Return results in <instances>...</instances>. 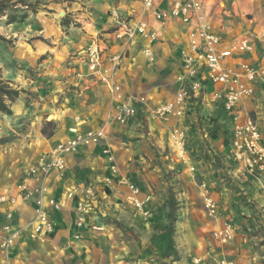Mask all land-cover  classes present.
<instances>
[{
	"label": "rangeland",
	"instance_id": "1",
	"mask_svg": "<svg viewBox=\"0 0 264 264\" xmlns=\"http://www.w3.org/2000/svg\"><path fill=\"white\" fill-rule=\"evenodd\" d=\"M29 1H38L39 12L30 13L24 21L10 24L7 16L0 15V77L19 91L12 114L0 113V139L6 141L0 143V196L12 195L16 187L27 182L28 170L36 162L33 158L48 154L43 152L46 139L58 131L72 135L69 127L80 125L74 107L90 96V90L81 88L79 82L98 80L89 71L79 72L76 61L86 57V50L95 42L106 48L104 37L112 35L120 22L137 21L143 0ZM201 1L206 21L213 28L211 4ZM213 1L219 5L223 0ZM235 1L239 0H228L230 6H221L223 12L231 11L229 20L239 17L240 12L248 23L254 20L252 28L264 29V0H252L250 5L241 0L236 6L238 13L232 6ZM177 21L161 30L163 35L159 34L155 50L150 48V57L146 48L138 47L144 39L122 43L131 46L135 65L126 80L131 93L125 92L127 96L159 95L165 103L182 88L179 71L188 28ZM249 32V37L258 36L253 30ZM216 33L228 41V47L246 35L235 36L227 30ZM254 53L258 59L251 60ZM231 58L250 59L246 64L264 69L260 44L252 53ZM110 65L106 61L105 66ZM211 91L214 96L220 89ZM205 104L199 100L194 123L186 117L164 121L153 114L151 121L140 114L126 125L114 123L116 132L109 133V128L101 143L106 147L93 163L105 178L97 192L101 212L96 209L86 224L79 226L76 202V209H67L68 221L43 240L30 237L32 222L19 227L22 233L16 246H23L22 257H33L30 264H234L220 257H244L241 264H264V161L251 164L237 145L240 140L235 132L237 124L252 122L264 153V84L230 113L217 103L214 112L209 111ZM186 124L192 127L186 129ZM176 128L185 131L184 156L171 146ZM66 173L53 171L43 180L44 187L54 174L62 177ZM132 183L139 186L142 199L148 198V218L129 199ZM30 184L37 188V183ZM68 198L76 199L77 195L68 194ZM207 199L215 205V212ZM19 201L0 204V228L11 223L18 227L14 212ZM7 205L9 210H4ZM52 209L60 210L61 205ZM227 227L231 236L223 241L218 233ZM12 255L13 249L7 253L0 246L1 259Z\"/></svg>",
	"mask_w": 264,
	"mask_h": 264
},
{
	"label": "built area",
	"instance_id": "2",
	"mask_svg": "<svg viewBox=\"0 0 264 264\" xmlns=\"http://www.w3.org/2000/svg\"><path fill=\"white\" fill-rule=\"evenodd\" d=\"M157 0H143L144 7L150 11L159 24L165 26L171 20H180L188 28V45L183 53V69L180 81L182 88L168 102L154 107L151 112L154 117L168 121L170 119L185 118L190 107L198 104L203 98L207 84L220 87V91L214 95L215 102L222 111L230 113L247 98L254 97L257 86L264 84V69H258L250 64H241L238 68L227 66L226 62L234 55L248 54L256 50L260 44L264 53V33L256 37H243L238 39L227 49L222 48V38L217 34L211 24L206 21L203 13L204 6L201 0H172L170 9L157 10ZM113 38L124 44H129L138 38L144 39L149 44L159 39L158 31L150 27L146 21L120 22L112 34ZM108 47L102 48L99 43L92 44L86 50V62L90 76L95 77L110 93L113 103V113L97 129L83 131L77 123L70 131L72 137L59 143L48 154L38 158L28 170L27 182L18 187L17 194L0 196V204H15L18 200L24 203L34 202L35 215L29 228L30 237L35 240H43L55 232V223L50 216L49 208H59L60 204L50 198L43 185L53 171L59 175L67 172L68 158L77 154L81 148L99 145L107 138L108 130L112 124L126 125L137 119L149 106L146 96H127L125 88L117 82V72L120 69L123 54L107 55ZM150 48L145 49V54L151 56ZM106 61L111 62L105 66ZM235 132L240 140L237 145L249 156L252 164L262 163L264 153L260 144V134L256 125L252 122L237 124ZM171 146L181 156H184L186 148L185 131L176 128L171 134ZM37 183V188L30 182ZM129 199L136 210L145 218L150 216L147 207L148 198L140 197L141 190L138 185H129ZM74 193H70L72 197ZM208 207L215 212V205L207 199ZM97 189L93 184H88L82 190L78 199L79 226L86 224V220L98 209ZM93 228H98L93 225ZM102 229V228H99ZM22 233V229L11 224L0 228V246L9 253L13 249ZM218 236L223 241L230 239L229 227L220 231ZM6 264H10V257H5Z\"/></svg>",
	"mask_w": 264,
	"mask_h": 264
},
{
	"label": "crops",
	"instance_id": "3",
	"mask_svg": "<svg viewBox=\"0 0 264 264\" xmlns=\"http://www.w3.org/2000/svg\"><path fill=\"white\" fill-rule=\"evenodd\" d=\"M241 0H239L238 2L235 1L234 3H232V6L234 8V12L238 13L237 11V7H239V5H241L240 3ZM208 4H211L210 7L208 8L210 11V13L212 14V20H214L213 23V28L214 30L217 32H223L226 31L227 32H232L234 34L232 35H241L246 34L245 37H247V34L250 30H253L254 33L256 34H261L264 32V29H259L257 28H252V20H250L251 22H247L245 20V16L241 15L242 13H238L239 17L233 16L232 20H229V16L231 15V11L230 12H223V9L221 6H230L228 3V0H223L219 3V5L216 4V1L213 0H209ZM247 5L252 4V0H246ZM142 3V9L140 11V15L137 17V21H146L149 23L150 27L153 28L154 30L158 31V33L162 36L163 33L162 31H165V29L167 30V28H165V26L170 27L172 26L175 22H179L177 20H171L169 21L164 27L160 26L158 23H156L152 13L150 12H146L145 11V7H144V3L143 1ZM171 3L172 1L170 0H157L156 1V9L157 10H168L171 7ZM207 9V10H208ZM208 12V13H209ZM224 23V24H222ZM229 23L231 24V26L229 25ZM223 25V26H222ZM221 27H223L221 29ZM162 30V31H161ZM222 30V31H221ZM245 32V33H244ZM250 33V32H249ZM230 35V36H232ZM257 36V35H256ZM241 38V37H240ZM105 39V43L108 47V55H115V54H123V59L121 61V66L120 69L117 72V82H119L120 84H122L125 88V92L129 95H131V93L129 92V89L126 85V80L127 77L132 69V66L134 65V63H132V59L133 57H131L130 55H132V49L131 46H127L123 45L122 43L117 42L112 35H106L104 37ZM239 39V38H238ZM142 43H139L138 47L141 49V47L143 48H151L152 50H155L156 48V43L150 47L151 44H149L147 41L142 40ZM188 45V35L186 37V43H185V47L186 48ZM228 41L226 40L223 41L222 44V48L223 49H227L228 48ZM127 50L129 51V56H127L126 53ZM124 51V52H123ZM143 53V50H141ZM143 56V55H142ZM144 57V56H143ZM251 60H256L258 59V53H254L252 54V56H250ZM250 59L245 60L242 58H230L226 64L227 66L231 67V68H238V66L240 64H242L243 62L246 63L248 61H251ZM143 60H146V58H143ZM78 64V71L79 72H83V73H87L88 72V68H87V62H86V57L85 55L76 61ZM251 63V62H248ZM146 65V64H145ZM135 66V65H134ZM182 67L181 70L179 71V75L183 72L182 71ZM79 84L81 85V88L90 90V96H86L85 100L80 102V104H77L76 107H74V112H75V116H77L80 119V128L83 131H87L89 129H97L99 128L106 120L107 118L113 113V103L111 100V96L110 93L108 92V90L106 89V87L101 84L99 81L97 82H92V81H88V80H84L83 82H79ZM209 85V87H208ZM208 87V88H207ZM219 90L220 87L217 85H213V84H207V86L205 87V93L203 95V98L200 99V101H204V104L206 102V104L204 105V107H207L208 110L214 112V109H212L213 107H215L216 102L214 99V96L212 94L211 90ZM136 96H146L149 99V106L148 108H146L144 110V112L142 113L143 116H145L148 120L151 121L150 118H152V112L151 110L156 107L159 104H162V100L158 98L157 95H147L144 93H139ZM175 96V95H174ZM174 96H172L170 99H168L167 101L164 102H168L170 100H172L174 98ZM198 104L193 105L192 107H190L186 118H188V120H191V123H194L197 119V112L196 111V106ZM207 108L205 110H207ZM201 114L205 115L204 112H201ZM213 113L211 112V114L209 113L210 116ZM187 123V120H186ZM206 123V122H205ZM157 124L156 121L153 120V126L155 127V125ZM77 123L73 124L71 127H69V130H71L74 126H76ZM182 125V124H181ZM117 125H111V128L109 130V133H114L116 132L114 130V127ZM159 126V125H158ZM187 128L189 129L192 126L186 124L185 125ZM68 129V128H65ZM72 137V135H70L68 132L67 133H63L62 131H58L56 132L54 135H52L50 138L46 139L45 142L43 143V152L49 153L51 150H53L59 143L64 142L69 140ZM111 143L108 142V146ZM37 146H35L36 148ZM106 147V144H99V145H94V146H90V147H83L80 149V151L76 154L73 155L71 157L68 158V172L66 173L67 175L62 176V177H57L55 174L50 177V179L48 181H46V188L47 191L49 192L48 196L50 198L55 199V201L59 202L61 205V209L60 210H54L52 208H49L50 211V216L53 219L54 223H55V232L58 230L59 226L63 225L64 223H66L68 221V217H67V209H70L72 207H74L76 209L77 207V200L79 199V197L81 196L82 190L85 188L86 185L88 184H93L96 189L97 192L98 190H100L99 184L100 182H103L105 178L100 177L98 171H96L95 168H93V163L98 162V158H99V153L101 148ZM31 159L33 158V156L30 157ZM38 158L35 157L33 158V160H37ZM82 174L83 176H79V174ZM103 180V181H102ZM33 184H35L33 182ZM13 194H17L18 189L17 187L13 190ZM70 193H74L77 195L76 199H70L68 198V194ZM9 205H7L5 207L4 210H9ZM102 207V204H101ZM15 217L17 219V226L18 227H26L27 225H29L33 219H34V215H35V204L34 202H29V203H24L23 201H19L17 207L15 208ZM60 214V215H59ZM63 216L65 218H63ZM24 244V243H23ZM23 246H15L13 248V252L14 255H12V257H10L9 263L10 264H30L29 262H31L30 259H34L33 257H22V250ZM214 260L216 259V257H211ZM221 260H224L225 258L230 259L229 261H232L234 264H241V262H243V258L244 257H220ZM0 264H6V262L4 261V259L0 258ZM82 264H90V262H82ZM117 264H125L124 261L123 262H118Z\"/></svg>",
	"mask_w": 264,
	"mask_h": 264
},
{
	"label": "trees",
	"instance_id": "4",
	"mask_svg": "<svg viewBox=\"0 0 264 264\" xmlns=\"http://www.w3.org/2000/svg\"><path fill=\"white\" fill-rule=\"evenodd\" d=\"M36 2L38 1L33 3L29 0H0V15L7 16L10 24L24 21L30 13L37 14L39 12ZM18 97L19 91L0 77V113L11 115L12 104L15 103ZM4 142L6 141L0 139V143Z\"/></svg>",
	"mask_w": 264,
	"mask_h": 264
}]
</instances>
